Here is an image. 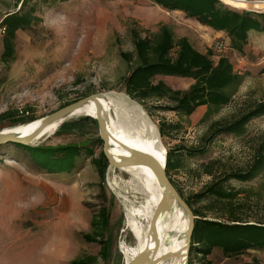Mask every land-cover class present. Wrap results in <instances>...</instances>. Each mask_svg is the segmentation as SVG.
Segmentation results:
<instances>
[{"label":"rangeland","instance_id":"rangeland-1","mask_svg":"<svg viewBox=\"0 0 264 264\" xmlns=\"http://www.w3.org/2000/svg\"><path fill=\"white\" fill-rule=\"evenodd\" d=\"M19 1L0 0V19L17 11ZM220 1L239 11L264 12L263 6L253 5L255 1H246V7ZM36 15L41 19L38 25L16 34L14 61L8 65L0 62V115L12 114L0 121V131L11 128L9 124L21 116V111H28L37 120L64 103L96 93L125 95L123 78L130 66L119 54L133 53V33L144 37L165 26L175 40L186 38L197 51H210L213 61L228 58L233 70L242 77L231 102L205 119V107L186 118L153 109L155 102L140 105L156 129L160 121L179 125V129L168 130L162 138L157 129L165 152L169 148L180 149V167L171 173L175 187L186 198L210 182V177L197 170L200 164L218 160L217 171H228L244 168L250 162L256 143L264 136V117L251 120L242 137L217 136L202 156L189 158L183 149L199 145L212 123L231 122L264 102L263 35L251 34L243 52L238 53L229 47L221 32L183 13L166 12L148 0H50L45 7H36ZM156 80L181 91L192 83L170 77ZM99 139L96 120L76 115L37 146L91 147L96 158L102 150ZM84 148L69 174H48L38 169L22 150L0 145V264H70L77 259H94V264L125 263L120 246L125 242L129 248L135 241L124 228L117 193L127 192L123 181L128 176L117 169L109 173L107 162L101 178ZM116 182L120 185L113 188ZM230 184L252 193L254 197L246 199L250 200L247 205L251 214L264 209L261 205L256 208V196L264 191V176L248 183ZM102 210L107 215L106 229L104 236L97 239L104 242H87L83 237L92 233V217ZM103 248L105 252L101 254ZM253 259L264 264V250L248 251L237 257H225L213 250L206 260L210 264H243ZM193 263L200 264L198 258Z\"/></svg>","mask_w":264,"mask_h":264},{"label":"trees","instance_id":"trees-1","mask_svg":"<svg viewBox=\"0 0 264 264\" xmlns=\"http://www.w3.org/2000/svg\"><path fill=\"white\" fill-rule=\"evenodd\" d=\"M20 0L17 11L6 14L2 24L6 28L0 50V62L10 64L15 59V37L18 32L30 29L41 22L36 15V7L46 6L50 0ZM53 1V0H51ZM166 12H180L186 17L196 20L199 24L213 31L221 32L228 39L229 47L238 53L243 52L251 34L264 36V12L236 10L220 0H148ZM264 1V0H245ZM133 53H120L121 60L130 68L123 78V92L131 100L141 106L147 102H155L153 109L161 112H172L180 117H190L201 107L206 108L202 119L212 111L227 106L242 82L226 57H219L215 62L211 59V52L203 54L197 51L186 38L175 40L171 32L161 26L157 33L144 37L133 33ZM170 77L191 80L189 87L184 90L173 89L163 80L156 78ZM75 102V101H73ZM71 102V103H73ZM70 103H64L62 108ZM145 110L148 111L145 107ZM21 116L13 119L10 127L19 126L35 121L28 111L20 112ZM17 115V114H16ZM12 116L5 112L0 115V121ZM15 116V113H13ZM264 117V102L257 104L240 117L231 122H214L207 133L200 139V144L183 149L189 158L202 156L207 146L219 135L230 134L236 138L246 133L247 124L256 118ZM62 127V126H61ZM159 136H167V131H176L178 124L158 122ZM99 142L101 140L99 139ZM25 152L31 162L48 174H69L80 157V150L84 146L72 145L56 148L24 147L18 144H5ZM91 163L103 178L107 161L102 150L94 158L91 147H85ZM180 150V149H179ZM177 149H168L165 158L167 177L175 187L171 173L180 165ZM220 161L212 160L200 164V175L210 177L197 193L184 198L175 187L179 195L186 201L195 217L191 236L189 260L193 263L198 258L200 264H210L206 259L213 250H218L225 257H237L248 251L264 250V209L251 214L247 205V198L254 196L250 191L236 188L230 184L248 183L264 176V136L254 147L250 162L244 168L228 171H217ZM258 208H264V191L257 194ZM196 206V207H195ZM90 222L92 233L84 235L87 242H98L97 238L104 236L107 215L100 211ZM98 240V241H97ZM105 248L101 254H104ZM70 264H94V259H77ZM259 264L253 259L249 263Z\"/></svg>","mask_w":264,"mask_h":264},{"label":"bare ground","instance_id":"bare-ground-1","mask_svg":"<svg viewBox=\"0 0 264 264\" xmlns=\"http://www.w3.org/2000/svg\"><path fill=\"white\" fill-rule=\"evenodd\" d=\"M225 1L235 6L246 7V1L244 0ZM253 5L256 8L264 7V1H255ZM110 93H104L103 98L97 99L102 108V117L106 121L107 131L113 137V139H110V153L116 159L122 155H128V152L119 144L122 143L127 147L148 152L162 159L165 149L159 143L157 129L145 115L140 105L123 94ZM76 115L91 116L95 119V102L90 100L74 110L61 122L47 126L36 141L52 136L61 123ZM38 121L39 119L35 120L26 129H31ZM22 125L1 131L14 133L22 130L24 128ZM117 170L128 176V180L123 181L127 192H124V194L117 193L124 213V228L135 241L134 246L129 248L124 244L125 242L120 246L124 260L128 262L145 246L151 217L164 195V190L159 186L150 169L145 166H133ZM112 172H114V168L110 167L109 173ZM119 185L116 182L113 184V188H117ZM186 227L187 217L177 205H173L169 211L160 215L157 220V232L160 242L158 255L175 252H181L184 255ZM153 245L154 243L151 240L150 247H153ZM183 260L184 258L181 257L170 258L158 264H181Z\"/></svg>","mask_w":264,"mask_h":264},{"label":"water","instance_id":"water-1","mask_svg":"<svg viewBox=\"0 0 264 264\" xmlns=\"http://www.w3.org/2000/svg\"><path fill=\"white\" fill-rule=\"evenodd\" d=\"M103 97V93H96L70 103L39 119L38 123L29 130L26 128L35 121L23 124L22 127L24 128L14 133H4L3 131H0V145L18 144L24 147H38L37 145L46 138L40 141H36V139L47 126L56 122H61L77 108L83 106L90 100L94 101L96 112L95 120L98 126L99 138L102 142V154L108 162V165L110 167H113L114 169H124L133 166H145L150 169L154 177L157 179L159 186L164 190V195L157 204L155 211L151 217L150 224L147 230L145 246L137 255H135L130 261L125 262L124 264H158L159 262L170 258L180 257L184 258L181 264H187V257L190 249L195 217L186 201L179 195V193L167 177L165 171L166 152L164 151L163 156L161 157L162 159H159L148 152L127 147L126 145L119 143L120 146L128 152V155H122L118 157V159H116L109 151L110 139H113V137L107 131L106 121L102 117L101 105L97 102V99ZM173 205H177L187 217V227L185 233V253L184 255H182L183 253L181 252L164 253L163 255H158L160 242L157 232V220L160 215L169 211ZM151 240L154 243L153 247H150Z\"/></svg>","mask_w":264,"mask_h":264},{"label":"built area","instance_id":"built-area-1","mask_svg":"<svg viewBox=\"0 0 264 264\" xmlns=\"http://www.w3.org/2000/svg\"><path fill=\"white\" fill-rule=\"evenodd\" d=\"M19 8V7H18ZM13 13V12H12ZM9 14V13H8ZM6 16V14L0 19V50H1V47H2V40H3V37L5 36V33H6V28L5 26L2 24V21L4 19V17ZM221 46L219 45L218 46V49H220Z\"/></svg>","mask_w":264,"mask_h":264},{"label":"crops","instance_id":"crops-1","mask_svg":"<svg viewBox=\"0 0 264 264\" xmlns=\"http://www.w3.org/2000/svg\"><path fill=\"white\" fill-rule=\"evenodd\" d=\"M223 34V33H222Z\"/></svg>","mask_w":264,"mask_h":264}]
</instances>
